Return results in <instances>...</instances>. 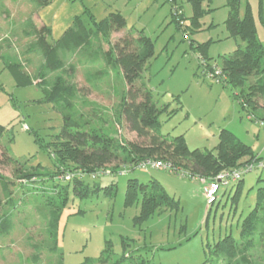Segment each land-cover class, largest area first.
<instances>
[{
    "label": "rangeland",
    "instance_id": "1",
    "mask_svg": "<svg viewBox=\"0 0 264 264\" xmlns=\"http://www.w3.org/2000/svg\"><path fill=\"white\" fill-rule=\"evenodd\" d=\"M239 3L241 17L250 7L264 47V0ZM228 4L229 0H202L197 27L188 0H51L46 6L33 0H0V125L5 128L0 137V196L2 214L14 225L8 235L0 236V264H119L124 248L131 258L148 264H230L218 252V242L230 234L239 244L241 224L264 187V113L260 118L248 114L235 100L234 90L208 78L201 65L202 57L211 66L220 65L222 56L245 46L227 30ZM175 8L182 11L181 28ZM114 13L124 17L126 26L111 29L109 35L97 30ZM79 21L91 32L93 51L86 55L60 49L59 66L50 69L37 45L36 30L47 27L48 41L57 44ZM142 36L150 39L152 50L136 85L150 89L162 110L159 132L168 138L184 136L190 150L215 153L219 135L226 130L262 159L241 169L238 201L233 200L236 184L221 183L215 198L219 202L208 205L206 181L153 165L127 167L95 179L84 176L91 189H102L83 198L74 192L70 179L35 181L41 174L57 172L54 159L37 139L46 148L58 147L66 114L85 130L112 140L121 152L128 142L137 141L120 118L128 90L123 73L116 64L107 65L103 55L124 40L132 41L133 50L146 51L147 46L139 45ZM199 45L206 46L205 56ZM12 65L32 85H18L9 70ZM259 78L252 76L249 83ZM70 92L75 93L71 106L66 102ZM131 179L159 183L178 207L135 221L140 202L125 205ZM68 184L65 202L56 186ZM111 185L116 188L112 197L106 194ZM107 242L112 243L113 254L106 263L98 262ZM239 249L232 264H264V243L256 240L246 249L243 243Z\"/></svg>",
    "mask_w": 264,
    "mask_h": 264
},
{
    "label": "trees",
    "instance_id": "2",
    "mask_svg": "<svg viewBox=\"0 0 264 264\" xmlns=\"http://www.w3.org/2000/svg\"><path fill=\"white\" fill-rule=\"evenodd\" d=\"M33 1L38 2L41 6H46L51 2V0ZM188 2L191 3L194 11L192 24L198 27L199 18L203 15L202 0H188ZM228 6L231 10L226 21L227 30L231 38L241 39L245 46L243 48L238 47L230 55L222 56L220 65L211 66L204 57H202L204 61L201 65L204 67L205 73L220 69L224 77L221 84L234 90L235 100L243 109L248 111V114L260 118V112L264 113V47L258 40L256 22L250 7H247L244 16L241 17L239 0H229ZM178 17L182 21V15ZM177 22L179 25L180 21ZM125 26L124 17L120 13H114L109 19L102 21L97 30H104L105 35H109L111 29L122 30ZM180 26L178 28H181ZM35 36L37 45L50 69L59 66L60 49L69 52L81 50L86 55L94 49L91 32L80 21L76 28L68 29L57 44L48 41L50 30L47 27L36 30ZM139 41V45L147 46L148 50L135 51L131 48L132 41L124 40L103 55L107 65L110 66L114 63L120 67L123 73L128 90L121 106L120 118L128 125L129 130L136 134L137 141L128 142L127 147L121 152L119 146L114 144L112 140L101 136L98 132L85 130L84 125L75 121L72 115L66 114L60 134L57 136V140L60 141L58 147L46 148L37 139L39 145L43 146L49 152L50 157L54 159L57 172L41 174L40 179L36 177L35 181L46 180V177L66 181L69 177V184H73L74 192L83 198L95 193V190L98 192L102 188L95 186L91 189V186L85 183L82 177L95 179L102 174H116L127 167L131 170L141 166L147 167L148 162H162L170 166L172 171L181 173L184 177L199 178L206 183L214 182L224 172L242 171L241 169L245 166L263 162L261 158L254 155L251 147L245 145L233 133L226 130L221 131L219 135V144L215 153L200 149L190 150L182 135L174 138L162 135L158 128V116L162 112L161 108L154 101L150 89L145 85L141 87L136 85L152 50L150 39L142 36ZM193 45L192 42L191 46ZM199 49L205 56L206 46L199 45ZM9 70L18 85H32L30 78L18 66H9ZM252 76H260V78L251 84L249 78ZM73 94L75 93L70 92L66 97L69 106H71L70 98ZM48 96L49 100L53 103L56 102L54 99L52 100L50 94ZM262 102L263 104L260 105ZM4 133L5 128L0 125V137ZM114 163H120V165L110 170L105 168ZM38 168H42L41 165ZM242 177L238 181L229 183V185L236 184L237 187L233 197L234 201H238L242 191ZM261 182L263 180L259 179L257 183L260 184ZM69 184L64 188L56 186L60 189L58 195L65 202L70 194ZM3 185L5 187L6 183ZM114 192H116V188L111 185V189L109 188L106 194L112 197ZM219 200L218 198L214 204ZM138 202L141 204V211L135 221L148 220L156 213L178 207L175 200L164 191L159 183L153 182L151 185H145L137 179H131L127 183L125 205L133 206ZM61 204L63 205V202ZM2 211L3 200L0 196V236H6L13 230L14 225L11 218L5 217ZM240 237L239 244L230 234L225 235L223 240L218 242V252L225 256L230 264H232V259L239 254L241 250L239 247L243 243L244 249L252 247L256 240L264 243V187L259 189L254 210L241 224ZM124 246L125 243L123 242ZM125 250L124 248V254L118 261L119 264H148L141 258H131ZM112 254V243L107 242L97 261L106 263ZM244 260L247 261L246 254ZM61 264L63 263L61 262ZM202 264H208V262Z\"/></svg>",
    "mask_w": 264,
    "mask_h": 264
},
{
    "label": "built area",
    "instance_id": "3",
    "mask_svg": "<svg viewBox=\"0 0 264 264\" xmlns=\"http://www.w3.org/2000/svg\"><path fill=\"white\" fill-rule=\"evenodd\" d=\"M170 2L172 3V0H170ZM178 8L174 9V14L178 16L182 15V11L177 10ZM180 23L183 25L184 22L179 20ZM187 38V37H185ZM206 75L208 76V78H210L211 80H213L216 83H222L224 77L223 74L221 72L220 69H214L213 72L210 73H206ZM261 126L264 127V123H261ZM146 165H153V167L157 168V169H168L170 166H167L166 164L162 163V162H148ZM243 172L241 171H233V172H224L222 174H220L216 180L214 182H210V183H206L205 185H207L205 187V192H206V197L208 199V205H213L215 203V198H216V193L219 189V184H225V186L229 185V183L238 181L239 179H241V177ZM69 179V177L67 178ZM204 181V180H201Z\"/></svg>",
    "mask_w": 264,
    "mask_h": 264
}]
</instances>
